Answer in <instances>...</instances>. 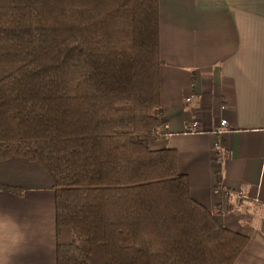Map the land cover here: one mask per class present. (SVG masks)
Wrapping results in <instances>:
<instances>
[{
  "label": "trees",
  "instance_id": "16d2710c",
  "mask_svg": "<svg viewBox=\"0 0 264 264\" xmlns=\"http://www.w3.org/2000/svg\"><path fill=\"white\" fill-rule=\"evenodd\" d=\"M159 23L158 0H0V161L49 175L55 264H233L246 246L150 146Z\"/></svg>",
  "mask_w": 264,
  "mask_h": 264
},
{
  "label": "crops",
  "instance_id": "0c3cea01",
  "mask_svg": "<svg viewBox=\"0 0 264 264\" xmlns=\"http://www.w3.org/2000/svg\"><path fill=\"white\" fill-rule=\"evenodd\" d=\"M158 13L166 140L159 135L150 146L174 148L192 197L248 237L233 264H264V0H158ZM222 117L228 128L218 136ZM192 118L198 133L186 131ZM0 185L22 190L0 189V260L55 264L49 175L26 158L7 159Z\"/></svg>",
  "mask_w": 264,
  "mask_h": 264
},
{
  "label": "built area",
  "instance_id": "2783aa9c",
  "mask_svg": "<svg viewBox=\"0 0 264 264\" xmlns=\"http://www.w3.org/2000/svg\"><path fill=\"white\" fill-rule=\"evenodd\" d=\"M190 98H192V96H188L186 98L187 101L190 100ZM222 109H224V105L221 106ZM228 126V123H227V119L225 117H222L218 124L213 128V132L220 136L221 133H223L226 128ZM186 131L190 132V133H198L200 132V129H199V121L197 119H191L187 126H186ZM218 142L216 143V146H218ZM235 196L238 198V199H242V197H244L245 193L243 192V189H240V190H237L235 191Z\"/></svg>",
  "mask_w": 264,
  "mask_h": 264
},
{
  "label": "rangeland",
  "instance_id": "374dc122",
  "mask_svg": "<svg viewBox=\"0 0 264 264\" xmlns=\"http://www.w3.org/2000/svg\"><path fill=\"white\" fill-rule=\"evenodd\" d=\"M187 98V97H186ZM191 99L192 98H190V100L189 101H187L186 99H185V101L186 102H190L191 101ZM192 119H194V118H192ZM196 119V118H195ZM198 120V119H197ZM227 128H228V126H227ZM227 128H226V130H227ZM226 130L223 132V133H221L222 135L226 132ZM217 143V142H216ZM216 147H218V146H216ZM217 154H218V160H220V158L222 157V153L221 152H217ZM243 192H244V190H243ZM241 202H242V199H238L237 197H234V200H233V202H232V206H234V207H239L240 206V204H241ZM54 259H55V252H54Z\"/></svg>",
  "mask_w": 264,
  "mask_h": 264
},
{
  "label": "clouds",
  "instance_id": "9594fccd",
  "mask_svg": "<svg viewBox=\"0 0 264 264\" xmlns=\"http://www.w3.org/2000/svg\"><path fill=\"white\" fill-rule=\"evenodd\" d=\"M24 240V237H23V234L19 235L17 237V240H16V244L19 245L20 243H22ZM0 264H7V259H4V260H0Z\"/></svg>",
  "mask_w": 264,
  "mask_h": 264
}]
</instances>
